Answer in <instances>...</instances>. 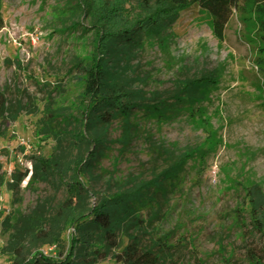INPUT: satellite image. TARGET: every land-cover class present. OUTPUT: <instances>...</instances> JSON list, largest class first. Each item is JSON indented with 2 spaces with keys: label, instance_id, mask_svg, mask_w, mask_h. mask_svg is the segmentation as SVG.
Instances as JSON below:
<instances>
[{
  "label": "rangeland",
  "instance_id": "rangeland-1",
  "mask_svg": "<svg viewBox=\"0 0 264 264\" xmlns=\"http://www.w3.org/2000/svg\"><path fill=\"white\" fill-rule=\"evenodd\" d=\"M112 3L114 0H106ZM139 13L143 0H127ZM91 0H0V94L9 111L0 118V264H11L2 253L8 244L2 220L9 214H31L44 207L50 215L67 199L58 183H22L14 193L7 183L15 170L30 169L31 160L50 158L57 142L42 134L41 120L49 111L77 120L81 117L82 76L78 63H88L96 32ZM264 0H244L222 37L209 15L182 13L162 41L152 39L133 58L127 70L129 87L151 98H166L188 80L213 81L195 111L176 122H135L132 135H123L117 121L105 131L102 156L90 173H78L88 204L159 179L162 190L152 191L154 203L142 213L146 225L140 240L156 246L159 264H250L245 249L251 245V202L264 215V33L260 24ZM20 112L17 121L11 114ZM70 130L77 128L71 121ZM65 139L63 156L73 162L86 159ZM182 159L177 175L172 171ZM73 174V173H72ZM72 174L65 182H72ZM67 249L30 239L25 256L43 254L65 259ZM137 235L136 232L132 233ZM130 243L119 238V253ZM98 264H117L109 257Z\"/></svg>",
  "mask_w": 264,
  "mask_h": 264
},
{
  "label": "trees",
  "instance_id": "trees-1",
  "mask_svg": "<svg viewBox=\"0 0 264 264\" xmlns=\"http://www.w3.org/2000/svg\"><path fill=\"white\" fill-rule=\"evenodd\" d=\"M244 0H143L139 13L128 10L127 0H91L88 7L94 12L96 32L93 53L88 63H78L75 70L84 83L80 95L81 117L79 120L60 112L47 110L41 125L42 134L51 136L57 142L50 158L31 160L32 170H15L12 181L7 185L17 193L23 182L58 183L65 187L67 199L53 214L48 215L44 207L31 214H9L2 220L8 244L2 253L10 256L11 264H98L112 257L117 264H159L155 256L156 246H143L140 235L149 223L142 213L152 207V191L162 190L159 179L140 183L128 190H121L102 197L96 206L88 204L87 189L78 180V173H90L105 149L103 135L117 121L123 123V135L127 140L137 126L135 122L148 121L157 124L176 122L185 113L195 111L204 100L213 81L188 80L177 87L170 96L161 98L153 95L147 98L141 90L129 87L127 70L133 58L144 51L152 39L162 41L178 22L182 13L191 16L209 15L214 33L222 37L234 14ZM264 8V6H263ZM1 11V6H0ZM1 19V18H0ZM1 21V20H0ZM260 24L264 33V10ZM8 102L0 94V118L8 113ZM19 110L12 113L10 121H17ZM71 121L77 128L70 130ZM65 139L77 149L93 145L94 150L86 159L77 156L73 162L63 156ZM184 161L175 162L172 171L163 175L171 178L181 170ZM3 165L0 163V185ZM73 173V174H72ZM72 174V182L64 179ZM251 202L250 230L251 245L245 249L250 264H264V215L258 210L257 202ZM72 230L70 246L65 259L38 254L27 260L26 243L33 238L44 240L47 245L60 248V256L67 249L63 234ZM136 232L137 235L132 233ZM130 241L119 250L120 235Z\"/></svg>",
  "mask_w": 264,
  "mask_h": 264
},
{
  "label": "built area",
  "instance_id": "built-area-1",
  "mask_svg": "<svg viewBox=\"0 0 264 264\" xmlns=\"http://www.w3.org/2000/svg\"><path fill=\"white\" fill-rule=\"evenodd\" d=\"M29 170H32V163H31V166H30V169Z\"/></svg>",
  "mask_w": 264,
  "mask_h": 264
}]
</instances>
